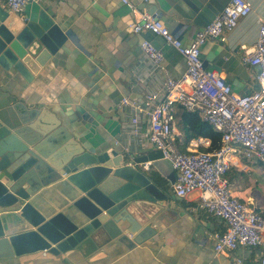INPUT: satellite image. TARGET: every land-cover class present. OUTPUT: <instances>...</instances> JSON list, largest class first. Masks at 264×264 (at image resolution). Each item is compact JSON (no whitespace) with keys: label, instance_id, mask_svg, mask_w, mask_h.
<instances>
[{"label":"crops","instance_id":"1","mask_svg":"<svg viewBox=\"0 0 264 264\" xmlns=\"http://www.w3.org/2000/svg\"><path fill=\"white\" fill-rule=\"evenodd\" d=\"M157 17L171 39L187 47L195 34L226 6L229 0H153V4L128 0ZM252 12L238 22L223 43L208 41L200 49V60L208 71L218 73L233 93L245 95L257 88L256 67L241 62L240 45L250 46L257 37L260 20H264V0H248ZM3 9V8H1ZM43 10L61 28L63 48L50 58L28 83L18 73L0 66V99L19 100L31 108H40L52 117H63L71 126L84 128L86 120L96 130L99 141L116 151L131 149L136 154L153 149L143 136L129 134L128 112L117 107L124 96L142 98L144 90L154 88L156 80L147 78V63L139 49L148 40L164 54L169 74L179 78L185 61L176 47L165 44L163 37L151 33L133 34L127 24L131 13L122 0H44L27 4L18 13L4 10L5 24L17 33L28 23L34 11ZM141 74L145 86L134 89V75ZM180 112L178 113V120ZM70 121V122H68ZM179 128V121L178 125ZM150 171H153L152 169ZM149 172V171H148ZM156 173V172H155ZM166 200L155 205L143 203L152 223L154 235L133 249L113 241L102 251L84 258L77 251L59 256L36 253L8 260V264H229L233 258L242 264H257L264 252L258 248H238L216 254L214 233L222 231L218 220L202 211H193L199 192L181 199L172 185L158 173ZM231 194L250 208L264 214V163L235 160L227 173ZM264 239V235H263Z\"/></svg>","mask_w":264,"mask_h":264},{"label":"water","instance_id":"2","mask_svg":"<svg viewBox=\"0 0 264 264\" xmlns=\"http://www.w3.org/2000/svg\"><path fill=\"white\" fill-rule=\"evenodd\" d=\"M7 17L0 7V66L31 83L66 38L43 10L18 33ZM83 125L0 99V264L41 252L87 258L113 241L133 249L154 235L141 204L166 200L167 192L141 166L150 161L172 185L170 162L154 149L116 151L88 120Z\"/></svg>","mask_w":264,"mask_h":264},{"label":"built area","instance_id":"3","mask_svg":"<svg viewBox=\"0 0 264 264\" xmlns=\"http://www.w3.org/2000/svg\"><path fill=\"white\" fill-rule=\"evenodd\" d=\"M42 1L0 0V7L18 13L27 4ZM122 1L130 9L131 32L163 37L165 44L176 47L186 66L179 78L172 77L166 69L162 50L148 40L140 42L139 49L147 63L146 76L157 83L153 89L144 90L142 98L124 96L117 104L118 109L128 112L129 134L142 136L141 126L146 124L147 132L143 136L174 170V195L183 199L192 192H199L192 210L202 211L222 223L223 230L212 236L216 254L264 246V214L234 197L227 179L235 160L264 163V20L259 22L255 41L250 46H239L241 62L257 68L254 75L257 88L237 95L224 77L203 67L200 48L208 41L223 43L238 22L252 12L248 0H229L187 47L175 43L155 16L128 0ZM145 82L141 74H135L133 90L145 86ZM179 112L197 114L218 133L217 147L202 151L201 148L211 147V141L206 138H193L186 143L177 128ZM141 168L150 171L151 162ZM229 264H242V260L233 258ZM257 264H264V252L257 258Z\"/></svg>","mask_w":264,"mask_h":264},{"label":"trees","instance_id":"4","mask_svg":"<svg viewBox=\"0 0 264 264\" xmlns=\"http://www.w3.org/2000/svg\"><path fill=\"white\" fill-rule=\"evenodd\" d=\"M179 129L182 132L186 143L193 138H206L211 141L209 149L201 148L202 151H211L216 148L220 135L213 131V129L204 123L200 117L195 113L180 112ZM152 179L161 186L159 178L154 171L149 172Z\"/></svg>","mask_w":264,"mask_h":264}]
</instances>
